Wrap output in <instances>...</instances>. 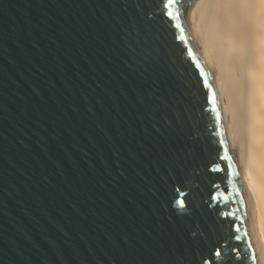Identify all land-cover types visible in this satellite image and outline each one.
Instances as JSON below:
<instances>
[{
	"label": "water",
	"instance_id": "obj_1",
	"mask_svg": "<svg viewBox=\"0 0 264 264\" xmlns=\"http://www.w3.org/2000/svg\"><path fill=\"white\" fill-rule=\"evenodd\" d=\"M201 0H0V264H260Z\"/></svg>",
	"mask_w": 264,
	"mask_h": 264
},
{
	"label": "bare ground",
	"instance_id": "obj_2",
	"mask_svg": "<svg viewBox=\"0 0 264 264\" xmlns=\"http://www.w3.org/2000/svg\"><path fill=\"white\" fill-rule=\"evenodd\" d=\"M194 24L222 92L253 240L264 264V0H201Z\"/></svg>",
	"mask_w": 264,
	"mask_h": 264
}]
</instances>
